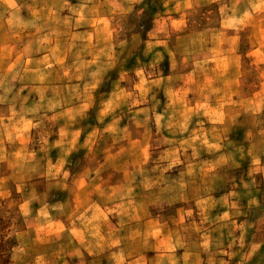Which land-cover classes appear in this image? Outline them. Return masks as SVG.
<instances>
[{
	"label": "clouds",
	"instance_id": "obj_1",
	"mask_svg": "<svg viewBox=\"0 0 264 264\" xmlns=\"http://www.w3.org/2000/svg\"><path fill=\"white\" fill-rule=\"evenodd\" d=\"M0 264H264V0H0Z\"/></svg>",
	"mask_w": 264,
	"mask_h": 264
}]
</instances>
